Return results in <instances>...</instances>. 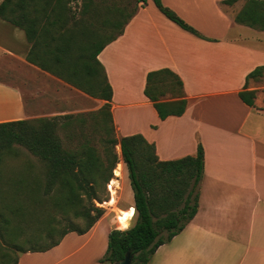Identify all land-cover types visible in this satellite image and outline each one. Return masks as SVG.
I'll return each instance as SVG.
<instances>
[{"label": "crops", "instance_id": "crops-1", "mask_svg": "<svg viewBox=\"0 0 264 264\" xmlns=\"http://www.w3.org/2000/svg\"><path fill=\"white\" fill-rule=\"evenodd\" d=\"M162 1L208 39L148 6L98 55L119 137L142 134L163 161L195 155L200 143L205 151L197 214L148 264H264V99L257 91L250 106L239 95L248 74L264 65V30L238 23L224 0ZM31 48L25 30L0 15V122L84 110L87 99L75 90L86 93L30 62ZM163 68L182 78L188 100L185 113L166 119L145 94L148 72ZM254 82L249 89L257 90ZM118 197L120 214L107 205L88 232L22 253L18 264H103L109 233L135 204L133 189L130 200Z\"/></svg>", "mask_w": 264, "mask_h": 264}, {"label": "trees", "instance_id": "trees-1", "mask_svg": "<svg viewBox=\"0 0 264 264\" xmlns=\"http://www.w3.org/2000/svg\"><path fill=\"white\" fill-rule=\"evenodd\" d=\"M153 1L166 17L180 27L208 39L162 0ZM234 1L223 2L231 4ZM143 2L146 4L147 0ZM63 8L65 6L60 0H3L0 15L25 30L32 43L28 54L30 62L107 101L103 110L109 118L111 130L116 132L110 104L113 88L98 55L106 45L124 33L137 11L128 15L116 36L99 44L90 43L89 47L76 55L73 49L76 41L75 34H72L74 28L67 31ZM235 20L264 30V0H248ZM263 72L264 65L252 70L247 76L245 88L239 92L241 99L250 106L255 105L256 91L248 88V81L258 78ZM164 78H169L168 81L177 87L176 100L160 98L166 90L159 87L157 82ZM145 94L153 102L161 119L182 115L188 106L183 80L169 68L148 72ZM61 117L0 122V166L3 152L12 150L16 145L42 159L48 165L46 190L48 193L55 190L52 199L56 207L65 213L62 218L52 217L41 222L38 233L30 239V247L23 249L17 237H8L10 220L0 212V264H18L22 253L50 250L70 232L84 234L106 212L104 207L96 204V200H106L101 196L110 183L113 169L120 162L117 163L114 157L109 158L107 164L98 149L87 142L78 149H66L57 131ZM118 144L129 169L135 199V215L132 217L135 220L131 226L116 228L109 233L108 248L100 262L114 264L131 251L132 264H148L159 246L181 232L197 214L205 151L200 143L195 155L163 161L157 155L155 143L142 134L110 138L112 147ZM112 154L108 151V155ZM32 201L44 203L37 198ZM71 217L84 219L85 226L77 227Z\"/></svg>", "mask_w": 264, "mask_h": 264}, {"label": "rangeland", "instance_id": "rangeland-1", "mask_svg": "<svg viewBox=\"0 0 264 264\" xmlns=\"http://www.w3.org/2000/svg\"><path fill=\"white\" fill-rule=\"evenodd\" d=\"M60 1L65 6V9L63 8L62 10H64V13L66 12L64 17L67 19V31L74 28V30L72 29L74 32L72 34H75L76 41L74 42L73 49H75L74 53L76 55L83 48L89 47L90 43L99 44L110 37L116 36L122 27V23H124L130 13L134 11L138 12L141 8L148 6L158 11L153 0H147L146 4L143 0ZM40 2H43V0H40ZM247 2L248 0H235L230 4L232 5L231 8L227 9L236 17ZM254 29L261 31V29ZM247 31L254 32V30ZM252 79L257 86V90H255L256 96L257 91H260L262 92L260 96L264 99V72L258 78ZM168 80L164 78L157 82L159 87L166 90L160 98H165L166 101H173L177 98L176 94H178V90L177 87L172 85ZM75 92L81 95V97H79L80 99H87V104L83 106L84 110L77 113L59 115L62 117L58 121L57 131L62 139L64 147L68 150L78 149L82 144L87 142L98 149L99 153L104 156L107 164L109 158L112 159L114 157H116L117 163L118 161L120 162L119 166L113 169V175L109 181L110 183L109 185L107 184L101 196L106 198V200H96V204L104 207L107 211V205H110L107 201L113 198L116 192H118V202L120 201L118 197L120 194L124 196V200L131 199L132 186L127 176L129 169L126 162L123 160L120 144L114 147L110 145L111 137H120L117 131H112L110 128L109 118L103 110L105 103L101 104L102 101H100L102 98L94 97L85 91L83 92L87 95L76 90ZM90 96L99 100L93 99ZM68 115L71 116L64 118ZM108 151L113 154L111 156L108 155ZM47 174V163L31 154L24 147L16 145L12 150L4 151L2 154L0 166V212L10 220L8 227L10 234H8V237H17L23 249H28L30 247V239L34 238L38 233L41 222L52 217L62 218V216H65V213H62L61 210L56 207L52 199L56 194L55 190L50 193L46 190ZM113 178L121 180V185L118 189L113 188ZM38 184L40 185L39 190H37ZM111 193L112 197L110 198ZM35 196L37 199L43 200L44 203L39 204L33 202L32 199H36ZM118 202L116 205L112 206H114L118 214H120L121 210L117 208V206H119ZM133 207L134 205H131V208ZM71 215L72 213L68 214V216ZM71 220L79 228L85 226L84 219L71 217ZM134 220L135 219L132 218L131 223L129 221L128 225L124 226L117 218L118 225L123 227L120 229L131 226ZM20 254L21 253H19V255Z\"/></svg>", "mask_w": 264, "mask_h": 264}, {"label": "bare ground", "instance_id": "bare-ground-1", "mask_svg": "<svg viewBox=\"0 0 264 264\" xmlns=\"http://www.w3.org/2000/svg\"><path fill=\"white\" fill-rule=\"evenodd\" d=\"M112 185L114 189H118V187L121 185V180L117 179V178H113L112 179ZM121 188V187H120ZM117 194L118 192H116V196H113V198H111L108 202V204L113 205L114 203H116L117 201ZM135 215V209H129V210H125L123 213H121V215L119 216V221L122 225L126 226L128 225L130 219L132 218V216ZM123 228V227H122Z\"/></svg>", "mask_w": 264, "mask_h": 264}, {"label": "water", "instance_id": "water-1", "mask_svg": "<svg viewBox=\"0 0 264 264\" xmlns=\"http://www.w3.org/2000/svg\"><path fill=\"white\" fill-rule=\"evenodd\" d=\"M132 261H133V254L131 251H128L122 260L114 264H132Z\"/></svg>", "mask_w": 264, "mask_h": 264}, {"label": "built area", "instance_id": "built-area-1", "mask_svg": "<svg viewBox=\"0 0 264 264\" xmlns=\"http://www.w3.org/2000/svg\"><path fill=\"white\" fill-rule=\"evenodd\" d=\"M109 185V184H108Z\"/></svg>", "mask_w": 264, "mask_h": 264}]
</instances>
